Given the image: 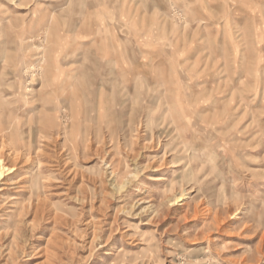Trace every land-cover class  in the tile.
Instances as JSON below:
<instances>
[{
	"label": "rangeland",
	"instance_id": "374dc122",
	"mask_svg": "<svg viewBox=\"0 0 264 264\" xmlns=\"http://www.w3.org/2000/svg\"><path fill=\"white\" fill-rule=\"evenodd\" d=\"M205 1L0 0V264H264V0Z\"/></svg>",
	"mask_w": 264,
	"mask_h": 264
},
{
	"label": "bare ground",
	"instance_id": "6f19581e",
	"mask_svg": "<svg viewBox=\"0 0 264 264\" xmlns=\"http://www.w3.org/2000/svg\"><path fill=\"white\" fill-rule=\"evenodd\" d=\"M205 70L206 69H208L209 68V66H210V61H209V58L207 59H205ZM215 64V63H214ZM212 65H213V63H212ZM207 67V68H206ZM25 88V87H24ZM29 91V89H27V88H25V91L24 92H26V91ZM8 100H9V98L7 99V98H5L3 101H1L0 102V107L1 106H3L4 104H7V102H8ZM0 112H1V109H0ZM2 114V113H1ZM16 127V126H15ZM15 128L13 127V121H11L10 119H6V120H4L2 123H0V133L3 135V136H14V132H15V130H14ZM31 131V130H30ZM4 141V140H3ZM6 141V140H5ZM7 144H10V148H11V150H12V152H15L14 153V155L16 156V155H18L19 153V151L20 152H25V153H30L29 152V149L28 150H25V149H23V146H17V144H14V143H12V142H10V143H7ZM27 147V146H26ZM28 147H30V146H28ZM36 148V147H35ZM19 150V151H18ZM38 151V150H37ZM9 152H11V151H9ZM32 153V152H31ZM8 154V153H7ZM23 154V153H22ZM25 155V154H24ZM30 155V154H29ZM22 156V155H21ZM28 156V155H27ZM13 166H7L6 164H4V159H3V157H2V154H0V176L4 173V170L6 169V170H10V172H11V170H13ZM9 173V172H8ZM153 180H158V179H160V177H151Z\"/></svg>",
	"mask_w": 264,
	"mask_h": 264
},
{
	"label": "crops",
	"instance_id": "0c3cea01",
	"mask_svg": "<svg viewBox=\"0 0 264 264\" xmlns=\"http://www.w3.org/2000/svg\"><path fill=\"white\" fill-rule=\"evenodd\" d=\"M205 3H208V1L206 0L205 1ZM239 10H240V7H237ZM254 11V10H253ZM263 17V16H262ZM227 21H228V19H227ZM228 24V23H227ZM227 24H226V26H227ZM229 25V24H228ZM249 31H250V35L252 36V35H254L255 34V32H254V30L253 29H250L249 28ZM241 36L243 37L244 35H243V33H241ZM240 37V36H239ZM245 37V36H244ZM107 60L108 61H110L111 62V64L114 66V67H121V65H119L120 64V62H126V61H129V57L128 56H126L125 54H121L120 56L118 55V56H107ZM205 68V67H204ZM134 70H136V68L134 67H132V71H134Z\"/></svg>",
	"mask_w": 264,
	"mask_h": 264
}]
</instances>
